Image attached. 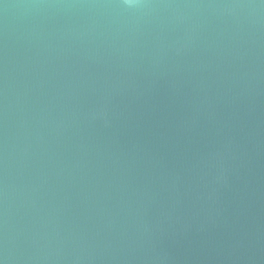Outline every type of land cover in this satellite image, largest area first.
I'll return each mask as SVG.
<instances>
[{"label": "water", "instance_id": "1", "mask_svg": "<svg viewBox=\"0 0 264 264\" xmlns=\"http://www.w3.org/2000/svg\"><path fill=\"white\" fill-rule=\"evenodd\" d=\"M0 264H264V0H0Z\"/></svg>", "mask_w": 264, "mask_h": 264}]
</instances>
